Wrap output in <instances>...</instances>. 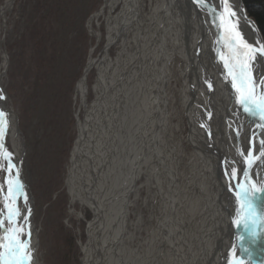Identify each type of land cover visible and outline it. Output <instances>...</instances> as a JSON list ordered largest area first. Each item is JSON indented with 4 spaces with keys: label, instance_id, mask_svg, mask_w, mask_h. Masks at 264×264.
I'll return each mask as SVG.
<instances>
[{
    "label": "bare ground",
    "instance_id": "6f19581e",
    "mask_svg": "<svg viewBox=\"0 0 264 264\" xmlns=\"http://www.w3.org/2000/svg\"><path fill=\"white\" fill-rule=\"evenodd\" d=\"M14 2H1L3 22ZM227 7L237 12L233 21L224 0H101L87 17L95 40L74 85L76 137L63 184L68 216L84 222L83 240L75 229L80 264H263L256 239L234 224L239 186L229 174L235 169L261 189L254 203L264 214V120L242 110L219 56L228 55L222 28L232 22L247 42L264 44L241 1ZM3 43L0 35V112L7 120L0 218L7 229L5 206L18 208L31 232L30 264H46L21 176L25 139L5 92ZM254 75L259 96L264 56L257 55ZM10 180L23 186L14 198L7 195Z\"/></svg>",
    "mask_w": 264,
    "mask_h": 264
},
{
    "label": "rangeland",
    "instance_id": "374dc122",
    "mask_svg": "<svg viewBox=\"0 0 264 264\" xmlns=\"http://www.w3.org/2000/svg\"><path fill=\"white\" fill-rule=\"evenodd\" d=\"M100 3L15 0L5 22L0 17L8 56L5 92L25 139L21 176L30 188L39 251L46 264H80L75 229L80 227L83 240L84 222L68 216L63 184L76 137L74 85L95 40L87 33L86 19ZM93 78L91 74L89 80ZM143 215L146 218L145 209Z\"/></svg>",
    "mask_w": 264,
    "mask_h": 264
},
{
    "label": "snow or ice",
    "instance_id": "6c2138e0",
    "mask_svg": "<svg viewBox=\"0 0 264 264\" xmlns=\"http://www.w3.org/2000/svg\"><path fill=\"white\" fill-rule=\"evenodd\" d=\"M224 11L229 17V21H233L237 12L235 9L229 10L227 7L228 0H224ZM222 25L224 24V16L219 18ZM228 35L224 38V46L228 51V55L220 54L219 59L223 62L224 68L227 70L228 77L231 78V87L238 93V104L242 105V110L253 117H259L264 120V93L257 96L256 87L260 83L254 75L257 55L264 56V45L260 47L246 41L245 37L237 29L236 23L232 22L228 26L222 28ZM211 87V85H209ZM5 99L0 95V100ZM5 114L0 112V149L5 147L3 143L5 129L7 128V120L4 119ZM8 160V172L11 173L15 165L11 159V153L5 154ZM247 155L252 157V150L249 149ZM251 163V159L246 161ZM242 171H244L242 169ZM232 179L237 178L235 169L229 174ZM247 177L248 172L244 171ZM7 195L14 198L21 191L23 186L19 182L8 181ZM2 191V189H0ZM261 192L254 183L249 187L247 184H241L235 192L238 201V219L234 224H243L245 229L249 223L256 225L258 220H264V214H259L254 199L257 193ZM7 209V229H4L5 221L0 218V230L6 234L0 240V264H30L32 257L30 254L29 240L31 237L30 231H25L26 225L20 219L19 209H12L5 206ZM251 235L256 237L257 233L253 227ZM242 239V238H241ZM246 251V250H245ZM232 264H243L240 260H234Z\"/></svg>",
    "mask_w": 264,
    "mask_h": 264
},
{
    "label": "water",
    "instance_id": "95a60500",
    "mask_svg": "<svg viewBox=\"0 0 264 264\" xmlns=\"http://www.w3.org/2000/svg\"><path fill=\"white\" fill-rule=\"evenodd\" d=\"M241 1V3H242V5H243V8H245V5H244V3H243V0H240ZM244 10H246V8L244 9ZM247 15H248V13H247ZM249 16V15H248ZM249 18H251L250 16H249ZM252 19V18H251ZM253 20V19H252ZM254 21V20H253ZM254 23H255V21H254ZM255 25H256V23H255ZM257 26V25H256ZM257 29L259 30V28H258V26H257ZM261 34V33H260ZM214 36H213V38L216 40V38H215V33L213 34ZM261 37H262V35H261ZM262 40H263V37H262ZM263 44H264V40H263ZM234 181L236 180L237 181V184H236V182H235V184L237 185V186H240L241 184H245V182L243 181V180H241V177H239V175H237V178L236 179H233ZM258 213H259V211H258ZM253 227H255V231H256V233H257V235H256V237H253L252 235H251V232H252V229H253ZM242 233V236H244V235H248L249 237H253V238H255L256 239V241H257V247H258V256H257V258H258V260H259V262L261 263V262H263V264H264V220H258L257 221V223H256V225H253L251 222L249 223V225H248V228L247 229H245L243 232H241ZM241 233H237L239 236H241ZM238 236V237H239ZM241 236V237H242Z\"/></svg>",
    "mask_w": 264,
    "mask_h": 264
},
{
    "label": "trees",
    "instance_id": "16d2710c",
    "mask_svg": "<svg viewBox=\"0 0 264 264\" xmlns=\"http://www.w3.org/2000/svg\"><path fill=\"white\" fill-rule=\"evenodd\" d=\"M248 15L255 21L264 40V0H243Z\"/></svg>",
    "mask_w": 264,
    "mask_h": 264
}]
</instances>
